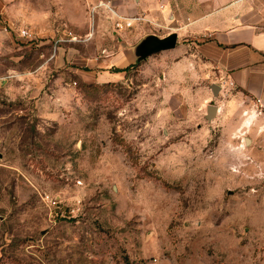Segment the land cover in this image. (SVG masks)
<instances>
[{
	"label": "rangeland",
	"instance_id": "rangeland-1",
	"mask_svg": "<svg viewBox=\"0 0 264 264\" xmlns=\"http://www.w3.org/2000/svg\"><path fill=\"white\" fill-rule=\"evenodd\" d=\"M139 1L0 0V264H264V110Z\"/></svg>",
	"mask_w": 264,
	"mask_h": 264
},
{
	"label": "crops",
	"instance_id": "crops-1",
	"mask_svg": "<svg viewBox=\"0 0 264 264\" xmlns=\"http://www.w3.org/2000/svg\"><path fill=\"white\" fill-rule=\"evenodd\" d=\"M146 1L140 0L138 5L144 7ZM180 1L175 11L180 35L203 41L175 64H188L190 70L191 63L195 79H220L237 98L257 108L262 105L264 110V0ZM176 47L172 49L175 56L184 50ZM135 55L138 60L136 50ZM96 77L97 83L109 81ZM118 77L120 74H114V80Z\"/></svg>",
	"mask_w": 264,
	"mask_h": 264
},
{
	"label": "water",
	"instance_id": "water-1",
	"mask_svg": "<svg viewBox=\"0 0 264 264\" xmlns=\"http://www.w3.org/2000/svg\"><path fill=\"white\" fill-rule=\"evenodd\" d=\"M178 34L172 33L164 38H160L155 34L147 36L142 42L137 46L136 54L138 56V61L147 59L149 56L166 50H172L177 46ZM211 90L214 96H218L221 90V86L217 84L211 85ZM219 113V107L214 104L207 106V120H211L216 117ZM247 142L249 139L246 138Z\"/></svg>",
	"mask_w": 264,
	"mask_h": 264
},
{
	"label": "built area",
	"instance_id": "built-area-1",
	"mask_svg": "<svg viewBox=\"0 0 264 264\" xmlns=\"http://www.w3.org/2000/svg\"><path fill=\"white\" fill-rule=\"evenodd\" d=\"M20 35H21V37H25V38H27V37H28V38L31 37V33L28 32V31H25V30L22 31ZM257 103L260 104V103H261V100H260V99H257ZM261 106H262V105H260V107H261Z\"/></svg>",
	"mask_w": 264,
	"mask_h": 264
},
{
	"label": "trees",
	"instance_id": "trees-1",
	"mask_svg": "<svg viewBox=\"0 0 264 264\" xmlns=\"http://www.w3.org/2000/svg\"><path fill=\"white\" fill-rule=\"evenodd\" d=\"M129 69V67H126V68H123V69H118L117 71L118 72H121V71H127Z\"/></svg>",
	"mask_w": 264,
	"mask_h": 264
},
{
	"label": "bare ground",
	"instance_id": "bare-ground-1",
	"mask_svg": "<svg viewBox=\"0 0 264 264\" xmlns=\"http://www.w3.org/2000/svg\"><path fill=\"white\" fill-rule=\"evenodd\" d=\"M248 123V122H247Z\"/></svg>",
	"mask_w": 264,
	"mask_h": 264
}]
</instances>
